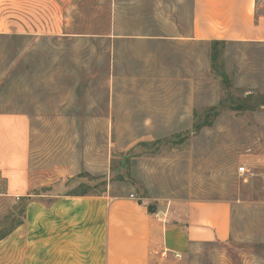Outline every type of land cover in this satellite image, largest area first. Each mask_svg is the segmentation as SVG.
<instances>
[{"label":"rangeland","instance_id":"obj_1","mask_svg":"<svg viewBox=\"0 0 264 264\" xmlns=\"http://www.w3.org/2000/svg\"><path fill=\"white\" fill-rule=\"evenodd\" d=\"M50 8L61 34L0 35V112L29 118L35 192L229 201L227 240L150 264H264V43L222 42L211 63L192 0H34L35 26Z\"/></svg>","mask_w":264,"mask_h":264},{"label":"crops","instance_id":"obj_2","mask_svg":"<svg viewBox=\"0 0 264 264\" xmlns=\"http://www.w3.org/2000/svg\"><path fill=\"white\" fill-rule=\"evenodd\" d=\"M3 4L9 6L5 18ZM261 7L259 0H192L190 39L264 43ZM34 12V0H0V35H59L65 29L61 11L50 8L53 24L40 26ZM46 184L32 171L28 116L0 112V220L24 205L22 222L0 238V264H150L230 235L229 201L182 198L154 203L149 211L133 193L35 192Z\"/></svg>","mask_w":264,"mask_h":264},{"label":"trees","instance_id":"obj_3","mask_svg":"<svg viewBox=\"0 0 264 264\" xmlns=\"http://www.w3.org/2000/svg\"><path fill=\"white\" fill-rule=\"evenodd\" d=\"M223 41H211L210 42V46H211V51H210V58H211V63L212 62H214L215 60H216V58H217V56H218V50H217V45L218 44H220V43H222ZM223 79H224V76H223ZM238 107V106H237ZM239 108V107H238ZM198 123V122H197ZM199 124V123H198ZM206 124L207 125H209L210 123L209 122H206ZM82 195H84L85 193H81ZM148 207V210L149 211H152V207H150V206H147ZM19 211H21V213L23 214V211H24V205L22 204V205H20L19 206ZM11 216V215H10ZM22 222V218H20V220L17 222V223H15V225L14 226H16V225H18L19 223H21ZM13 226V227H14ZM13 227H11V228H9L8 230H6L4 233H0V238H2L3 236H5L7 233H9L10 231H11V229L13 228Z\"/></svg>","mask_w":264,"mask_h":264},{"label":"built area","instance_id":"obj_4","mask_svg":"<svg viewBox=\"0 0 264 264\" xmlns=\"http://www.w3.org/2000/svg\"><path fill=\"white\" fill-rule=\"evenodd\" d=\"M237 172H238L240 175H243V174H246V173H247V169H246L244 166H239ZM131 196H133V195H131ZM17 199H18V198H17ZM176 256H178V255H176Z\"/></svg>","mask_w":264,"mask_h":264}]
</instances>
